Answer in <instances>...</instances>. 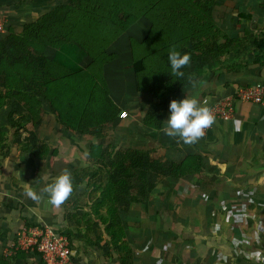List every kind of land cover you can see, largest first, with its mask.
<instances>
[{"label":"trees","instance_id":"16d2710c","mask_svg":"<svg viewBox=\"0 0 264 264\" xmlns=\"http://www.w3.org/2000/svg\"><path fill=\"white\" fill-rule=\"evenodd\" d=\"M42 1L0 0V14L6 16L5 31L0 34L4 38L0 41V101H6L1 104L5 105L2 115L12 143L41 166H46L48 157L54 175L63 169L56 160L62 159L64 165V144L77 149L76 157L70 154L73 157L66 164L71 165L75 189L85 184V195L66 202L64 211L72 226L67 221L66 227L58 228L71 247L81 231L89 242L104 234L106 260L135 264L134 227L158 222L156 215H145L136 207L153 206L163 180L181 178L186 171L184 163L155 157L115 133L123 108L112 100L104 77L105 68L117 58L109 46L127 36L133 85L143 97L141 104L149 107L142 126L155 129L160 125L156 113L170 110L168 97L179 101L194 95L201 101L209 94L215 100L219 96L213 89L230 86V77L238 70L263 67L264 28L253 32L244 27V11L237 3L224 4L225 0H55L53 6L41 7ZM22 5L28 8L20 24L5 7L21 9ZM257 9L264 15V2ZM228 14L243 25L241 30L230 26L233 19L227 20ZM140 22L145 30L138 27ZM173 46L191 56L181 78L172 75L168 61ZM190 75L199 83L187 90ZM6 131L0 130V151ZM65 131L80 135L88 146L75 148ZM39 174L35 169V179L40 180ZM0 204L17 209L12 203ZM19 221L14 231L0 228V264H44L35 251L4 253L5 240H15L22 227L42 225L25 217ZM168 262L179 264L180 259Z\"/></svg>","mask_w":264,"mask_h":264},{"label":"crops","instance_id":"0c3cea01","mask_svg":"<svg viewBox=\"0 0 264 264\" xmlns=\"http://www.w3.org/2000/svg\"><path fill=\"white\" fill-rule=\"evenodd\" d=\"M262 2L264 0H225L224 4H239V8L247 12L245 15L251 17L252 25L264 26L256 11ZM31 7L37 8V4L32 3ZM24 8L28 7H5V10L11 17H17V12L25 17ZM114 53L117 58L105 68L104 77L112 100L128 114L125 118L120 117L115 133L123 142L145 148L155 157L184 163L186 171L181 178L163 180L153 206L136 207L145 215H156L158 222H142L134 227L132 238L135 253L138 250L139 254H135V264H163L160 260L163 249H175L174 256H180L179 264H185L182 260L184 251L188 259L186 264H264V108L237 101L232 118L216 119L204 137L195 144L186 145L179 137H168L163 131L170 110L162 109L163 113H156V121L160 120L158 128L142 126L149 107L141 104L143 97L135 91L132 78L131 83L121 79L119 68H122L124 56ZM230 79V86L218 85L213 89L215 95L220 97L230 93L239 82L264 80V66L240 69ZM191 88L192 85L186 87L187 90ZM209 96L202 98L201 104L209 106L213 100ZM173 99L170 96L166 101L169 103ZM167 103L163 101L162 106L165 108ZM40 133L38 137L42 138ZM65 135L75 148L83 146L78 144L79 141L84 143L80 135L75 133L73 136L66 131ZM4 148L0 156V202L12 203L17 209L0 204V228L14 231L20 217L57 231L59 227H66L67 221L70 225L72 221L68 220L64 206L68 200L85 195L84 183L78 185V190L73 186V194L59 207L50 204L46 195L39 202L33 201L26 191L31 188L39 192L61 170L70 169L71 165L66 163L76 157L77 150L64 146L62 152L67 153L64 165L62 159L56 160L63 169L54 175L48 157L46 166H41L42 163L29 154H22L12 140L7 150ZM35 169L40 172V180L35 179ZM171 234L174 237L168 241ZM102 235L99 242H89L85 241L83 231L76 234L72 239V249H77L74 252L78 254L72 257L74 264H118L102 255Z\"/></svg>","mask_w":264,"mask_h":264},{"label":"clouds","instance_id":"9594fccd","mask_svg":"<svg viewBox=\"0 0 264 264\" xmlns=\"http://www.w3.org/2000/svg\"><path fill=\"white\" fill-rule=\"evenodd\" d=\"M190 60L189 53H181L173 46L168 53L172 75L178 78L184 77L185 73L182 69L189 65ZM188 79L193 88L199 83L192 75ZM169 108L170 115L166 120L167 127L163 131L168 137H179L186 145L195 144L204 137L205 130L215 122L212 110L206 103L201 104L194 95H186L179 101L171 100ZM73 191L71 172L64 168L51 183L45 184L39 192L29 188L26 195L36 202H39L46 195L50 204L59 207L69 199Z\"/></svg>","mask_w":264,"mask_h":264},{"label":"built area","instance_id":"2783aa9c","mask_svg":"<svg viewBox=\"0 0 264 264\" xmlns=\"http://www.w3.org/2000/svg\"><path fill=\"white\" fill-rule=\"evenodd\" d=\"M4 23L5 19L0 14V34L5 31ZM237 101L257 104L264 108V80L254 81L245 87L235 86L230 93L216 98L208 107L212 110L215 120H227L232 118L234 103ZM127 115L124 110L120 113V117L125 118ZM208 129L205 130V135ZM17 249L37 252L44 264H74L68 238L48 225L22 227L15 240H8L3 250L6 255H10Z\"/></svg>","mask_w":264,"mask_h":264},{"label":"rangeland","instance_id":"374dc122","mask_svg":"<svg viewBox=\"0 0 264 264\" xmlns=\"http://www.w3.org/2000/svg\"><path fill=\"white\" fill-rule=\"evenodd\" d=\"M44 1V0H43ZM42 1V3H41V7H48V6H53V4H54V2H55V0H45L44 2ZM21 12H17V19L18 20H22L24 17H21L20 14ZM244 13H247V12H244ZM235 14H236V11H235ZM257 14V13H256ZM251 15V14H250ZM260 17H259V19L261 20V22H263L264 23V15L263 14H258ZM230 16H233V15H230V14H228L227 15V20H229V18H232V17H230ZM234 17V16H233ZM6 18V16H4V19ZM245 18L246 19H242V21L241 22H243L244 23V27H248V29H251L252 31L253 30H261L259 27H262V28H264V26L263 25H257V24H255V23H253V24H255V25H252L251 24V17L250 16H247V15H245ZM16 19V20H17ZM233 19V18H232ZM17 20V21H18ZM227 20H226V23H227ZM255 20V19H254ZM221 23V22H220ZM260 23V22H259ZM225 25V24H224ZM230 26L233 28V29H239V30H241L242 29V27H243V25L240 23V22H238V21H234V19L233 20H230ZM138 27L139 28H142L143 30H145L147 27H146V25H144L142 22H140L139 24H138ZM241 28V29H240ZM256 31H253V32H256ZM4 38L2 37H0V41L1 40H3ZM108 50H109V52L110 53H113V52H117L118 54L120 53L121 54V56H124L123 57V65H122V68H119V70H120V74L122 75V77H121V79L123 78V79H126V83H131V78H132V71H131V54H130V52H129V50H128V44H127V36L126 35H124V36H122V37H120V38H118V40L116 41V42H114L113 44H112V46H109V48H108ZM11 52H13L12 50H10ZM109 69V68H108ZM254 81H257V80H253L251 83H254ZM193 92H194V90H193ZM194 94H196V93H194ZM6 101L5 100H1L0 101V130H2V131H5V128H6V133H5V137H6V140H5V142H6V144H5V150H7V145H10L11 144V136H10V134H11V131L9 130V129H7L8 128V126H6V123H5V118H4V116L2 115V112H4V110H5V105L4 106H1V104H3V103H5ZM2 107V108H1ZM127 117V116H126ZM5 127V128H4ZM4 137V138H5ZM79 145L80 144H84L85 146H88V145H86L85 143H81V141H79V143H78ZM64 146H67V145H64ZM70 146V145H69ZM80 147H83V146H80ZM70 148H71V150L73 151V147L72 146H70ZM77 150V149H76ZM1 153H3L2 152V150L0 151ZM79 152V151H78ZM79 153H81V151L79 152ZM95 178H97L98 176H94ZM80 202H82V203H84V198H82L81 199V201ZM81 206V205H80ZM198 221H201V220H198ZM171 237L168 239V241H170L173 237H174V235H170ZM167 238V237H166ZM99 241V240H98ZM168 244L166 243V246H167ZM75 249V248H74ZM72 249V252H73V256L74 257H77L78 256V254H76L75 255V252L74 251H76L77 249ZM158 249H154V251H156L158 254H160L159 253V251H157ZM184 251V250H183ZM138 252V250H136V255L138 256L139 254L137 253ZM174 254H176L175 253V249H170V250H165V249H163L162 250V252H161V254L160 255H162V258L160 259L161 260V262L162 263H165V264H169V260L170 261H173V259L174 258H176V257H180V256H178V255H175L174 256ZM184 254H186L185 253V251L183 252V257H182V260L184 261V263L186 264V260H188L187 259V255L186 256H184ZM77 259V258H76Z\"/></svg>","mask_w":264,"mask_h":264}]
</instances>
